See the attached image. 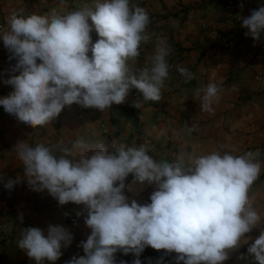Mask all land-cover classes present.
Wrapping results in <instances>:
<instances>
[{"label": "clouds", "instance_id": "obj_1", "mask_svg": "<svg viewBox=\"0 0 264 264\" xmlns=\"http://www.w3.org/2000/svg\"><path fill=\"white\" fill-rule=\"evenodd\" d=\"M240 21L248 30L245 35L259 41L264 5ZM6 23L0 39L9 61L16 63L4 81L13 91L0 98V106L31 127L50 123L72 104L103 112L125 103L132 89L141 94L133 101L137 109L160 99L171 49L158 37L153 54L139 63L142 44L151 40L150 17L131 0H89L64 15L13 12ZM93 30L99 37L94 43ZM177 68L186 80L194 78L188 69ZM219 91L214 82L195 90L202 110L212 111ZM15 150L32 190H47L60 206H83L77 215L86 213L84 222L91 230L79 245L84 255L65 264H117L116 253L139 257L149 246L165 250L164 256L175 253V264H224L245 243L253 264H264V228L251 243L247 235L261 225L248 195L261 172L258 153L213 151L186 164L183 154L174 162L157 161L144 145L115 140L110 147L93 145L82 137L71 148L19 141ZM130 174L155 185L150 203L142 205L124 194ZM20 179L9 178L4 187L11 190ZM19 219L22 223V214ZM72 239L63 226L50 225L46 232L28 227L17 245L36 264H55ZM164 256L157 264H163ZM133 264H141L140 259Z\"/></svg>", "mask_w": 264, "mask_h": 264}, {"label": "crops", "instance_id": "obj_2", "mask_svg": "<svg viewBox=\"0 0 264 264\" xmlns=\"http://www.w3.org/2000/svg\"><path fill=\"white\" fill-rule=\"evenodd\" d=\"M84 2L89 0H0V17L5 21L2 29L7 28V18L13 12L43 16L54 10L64 15ZM131 3L144 8L150 17L147 31L151 40L142 44L139 63L153 54L160 37L171 49L168 64L182 65L194 78L186 80L169 68L160 99L143 102L141 109L129 104L132 99L141 98L139 91L132 89L123 104H113L103 112L72 104L65 106L50 123L35 128L13 119L0 106V223L4 225L0 264H36L18 248L23 228L38 227L46 232L50 225H57L72 234L70 246L62 248L63 254L55 264L81 256L75 248L91 232L84 222L86 213L77 215L84 211L82 205L60 206L47 190L38 192L30 188L16 155L19 141L32 146L44 142L71 148L72 141L81 137L89 144L102 142L109 147L115 140L128 146L144 145L157 161L174 162L183 154L186 164L213 151L233 155L258 153L256 161L261 164V172L248 195L261 216V225L247 234L252 237L249 243L264 228V83L257 79L259 75L264 77V35L259 41L246 36L248 30L226 16L222 0H131ZM262 5L264 0H237L235 9L247 17L251 10ZM91 36L93 43L99 38L95 30ZM9 55L0 39V98L13 91L11 85L4 83L9 78L6 70L16 63L9 61ZM209 82L216 83L220 91L211 105L212 111H204L195 90L203 89ZM122 106L134 111L136 122L118 111ZM193 126L195 130L190 133L188 129ZM17 177L21 179L13 189L4 187L9 178ZM154 190L153 183L139 182L130 174L124 194L143 205L150 203ZM66 211L78 217L77 222L72 223L64 215ZM247 248L245 243L230 252L224 264H253Z\"/></svg>", "mask_w": 264, "mask_h": 264}, {"label": "trees", "instance_id": "obj_3", "mask_svg": "<svg viewBox=\"0 0 264 264\" xmlns=\"http://www.w3.org/2000/svg\"><path fill=\"white\" fill-rule=\"evenodd\" d=\"M118 111L126 113L129 115L135 122L137 121V116L135 115L134 111L132 109H129L125 106L118 107ZM86 241V239L84 240ZM81 242L77 244V247L75 248V251H80L81 256L84 255L82 247H79ZM165 250H154L150 246L146 247L144 252L139 256L136 257L134 254L129 253L127 255H124L122 252L116 253V262L117 264H120V261H127V264H133V261L137 258L140 259L141 264H157V262L160 260L161 256H164ZM175 253H172L169 256H164L163 264H175L174 257Z\"/></svg>", "mask_w": 264, "mask_h": 264}, {"label": "built area", "instance_id": "obj_4", "mask_svg": "<svg viewBox=\"0 0 264 264\" xmlns=\"http://www.w3.org/2000/svg\"><path fill=\"white\" fill-rule=\"evenodd\" d=\"M222 2H223V6H224V9H225V13H226V16L227 17H229V18H231V19H233V20H235V21H237L238 23H240V27L242 28V29H245V28H243L242 26H241V21H240V16H243L244 17V15H242L240 12H238L236 9H235V5H236V2H237V0H222ZM4 26H5V21L0 17V29H2V28H4ZM170 67V69L171 70H173V71H175V72H177V73H180L179 71H178V68H177V66H179V67H183L182 65H178V64H170L169 65ZM183 68H185V67H183ZM2 76H1V73H0V78H1ZM257 79L259 80V81H261V82H263L264 83V77L262 76V75H259V76H257ZM6 97V96H5ZM133 101H135L134 99H132L130 102H129V104L132 106L133 105ZM11 115V114H10ZM12 117H13V119H17L15 116H13V115H11ZM64 215L67 217V218H69V220L72 222V223H75V222H77V220H78V217H76V216H74V215H72V214H70L68 211H66L65 213H64ZM4 225L2 224V223H0V239H3V237H4Z\"/></svg>", "mask_w": 264, "mask_h": 264}]
</instances>
